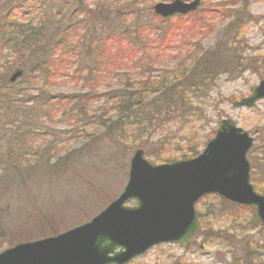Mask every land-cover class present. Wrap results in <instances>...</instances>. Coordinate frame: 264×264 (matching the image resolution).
<instances>
[{
	"label": "rangeland",
	"instance_id": "rangeland-1",
	"mask_svg": "<svg viewBox=\"0 0 264 264\" xmlns=\"http://www.w3.org/2000/svg\"><path fill=\"white\" fill-rule=\"evenodd\" d=\"M14 1L21 0L6 3L12 5ZM97 1L91 0L89 8L99 6ZM158 1L165 0H154L153 4ZM2 2L0 0V16L6 8ZM232 10H239V20H235L237 17L231 14ZM16 13L19 20L32 26H37L42 16L32 5L17 9ZM96 14L100 18L96 25L92 23L97 17L92 23L90 18L89 29L100 27L106 33L110 25L113 28L118 25L115 9L104 8ZM197 18L200 20L196 21ZM173 24L172 38L176 47L171 45L170 51L154 49L153 53L160 57L154 67L170 66L176 56L188 53L198 41L208 51L219 46L223 63L215 86L205 96L193 97L206 117L186 126L175 124L174 128L152 129L142 139L131 130L127 133L105 130L100 121L106 108L103 105L107 104L103 93L110 86L120 87L119 78L103 77L95 82V94L81 104L77 100L88 94L91 80L86 78V71H82L86 62L77 52L58 53L59 67L48 71V78H39L30 86V75L17 86L19 91L29 85L30 92L26 93L46 104L42 109L33 110L39 116L37 123L24 118V128L30 130L25 155H21L23 148L14 145L16 135L11 134L12 130L2 134L6 157L0 163V242L3 245L0 252L9 247L10 241L58 234L98 214L123 191L130 160L138 148H142L153 163H170L178 160L182 152L189 151L190 146L198 147V143L204 142L203 136L215 130L212 138L226 118H232L254 136L253 147L264 144V100L250 109L233 106L235 101L250 95L264 78V0H202L196 13L183 20L174 17ZM220 41L224 44L219 45ZM177 47H181L180 52ZM2 63L0 61V66ZM30 66L38 67L33 63ZM125 70L133 79L139 78L137 71ZM112 114L113 111H109L104 117ZM48 146L54 149L44 154L43 149ZM42 154L51 158V162L59 161L64 168L40 170L44 163ZM260 158L258 155L254 162L250 160L252 179L255 172L264 179V163L260 165ZM258 163V169L254 168ZM25 169L30 171L22 179L10 178L11 172ZM196 210L200 230L188 247L162 243L128 264H264V224L251 209L209 195L200 200Z\"/></svg>",
	"mask_w": 264,
	"mask_h": 264
},
{
	"label": "trees",
	"instance_id": "trees-1",
	"mask_svg": "<svg viewBox=\"0 0 264 264\" xmlns=\"http://www.w3.org/2000/svg\"><path fill=\"white\" fill-rule=\"evenodd\" d=\"M6 1L3 0L2 3L7 10L5 8L0 16V61L3 62V66H0V163L6 157L2 145L5 136L2 134L9 130L16 135L14 145L23 148L24 153L21 155H25L24 147L28 145L27 136L30 130L24 128V118L29 121L34 119L37 123L39 116L33 110L37 107L42 109L46 104L26 92H30V86L37 79L48 78L47 72L59 67L58 53L67 55L77 52L86 62L82 71H86V78L91 80V85L88 87V94L77 100L81 104L87 103L95 94L97 81L103 77L109 80H114L113 77L119 78L117 80L120 87L110 86L103 93L107 104L103 105L106 108L100 121L105 130L111 132L117 129L126 133L131 130L142 139L149 130L174 128L175 124L186 126L193 120L206 117L193 97H203L215 86L222 70L221 50L219 46L211 51L205 50L198 41L193 44L195 48L188 53L176 56L170 66L154 67L158 62L154 63L160 58L158 53H153L154 49L167 50L171 45L176 47V41L172 38L175 31L174 17L161 18L156 15L152 8L154 0H98L99 6L93 9L89 8L91 0H21L14 1L12 5ZM30 5L40 10L42 15L37 26L18 19L17 9L23 10ZM104 8L115 9L118 25L115 28L110 25L106 33L100 27L89 29L90 18L92 23L97 17L92 23L96 25L100 18L96 12L100 13ZM231 14L237 17L235 20H239V10H232ZM175 17L176 20H183L186 16ZM198 20L200 19L197 18L196 21ZM160 22L162 26L159 25ZM183 38L186 36L183 35ZM222 44L224 43L220 41L219 45ZM177 48L180 52L181 47ZM152 59L153 62L150 63ZM32 63L38 67H29ZM18 67L24 68L26 74L19 82L10 84L8 72ZM125 69L137 71L139 78L133 79ZM28 77L30 86L17 91V86L27 81ZM29 102L31 104L28 105ZM48 108L50 109L49 105ZM109 111L114 114L105 118ZM44 116L47 118V114ZM212 134L204 135V142L198 143V147L190 146L189 151L182 152L179 159L197 155L199 148ZM189 139L188 135L186 146ZM51 149L54 148L44 147L43 153H49ZM258 155L261 156L258 159L262 161L261 165L264 163V144L253 147L248 156L254 162ZM42 156L44 163L40 170L60 171L64 168L59 161L51 162V158L43 154ZM258 167L259 163L254 168ZM29 171L25 169L11 172L10 178L18 181L28 175ZM257 173H254L252 182L259 192L264 193V179L257 176ZM252 212L254 213L253 210ZM21 241H10L8 245L10 247ZM1 247L3 245L0 242Z\"/></svg>",
	"mask_w": 264,
	"mask_h": 264
},
{
	"label": "water",
	"instance_id": "water-1",
	"mask_svg": "<svg viewBox=\"0 0 264 264\" xmlns=\"http://www.w3.org/2000/svg\"><path fill=\"white\" fill-rule=\"evenodd\" d=\"M200 3L160 1L153 9L168 17L194 11ZM24 74L23 68L16 69L9 82ZM262 99L264 78L233 106L252 108ZM253 143L248 131L226 118L195 157L155 164L138 148L123 191L103 210L64 232L3 249L0 264H126L160 243L186 247L200 227L196 203L208 194L252 207L264 223V194L251 182L247 158Z\"/></svg>",
	"mask_w": 264,
	"mask_h": 264
}]
</instances>
